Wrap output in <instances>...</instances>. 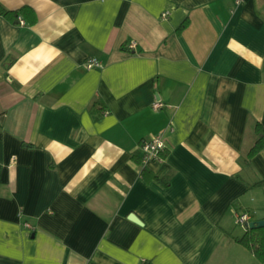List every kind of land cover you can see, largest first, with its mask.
<instances>
[{"label":"crops","instance_id":"obj_1","mask_svg":"<svg viewBox=\"0 0 264 264\" xmlns=\"http://www.w3.org/2000/svg\"><path fill=\"white\" fill-rule=\"evenodd\" d=\"M0 4L36 16H0V264H264V0Z\"/></svg>","mask_w":264,"mask_h":264},{"label":"trees","instance_id":"obj_2","mask_svg":"<svg viewBox=\"0 0 264 264\" xmlns=\"http://www.w3.org/2000/svg\"><path fill=\"white\" fill-rule=\"evenodd\" d=\"M0 16L9 21H15L19 16L23 17L29 25H32L36 21V16L33 10L29 7H21L17 10H9L0 4ZM187 25V21H184L178 28L177 32L181 31ZM97 100L91 109H94L96 105H99ZM106 113V110L103 111ZM254 131L257 136L255 142L250 147L246 154V163L255 156L258 152L264 149V128L257 122L254 126ZM166 154V153H165ZM140 163V159L138 161ZM140 176L146 181L155 179L145 167L141 166ZM256 187H264V179H261L253 184ZM235 242L241 245L245 250L252 254L257 261L264 262V226L246 228L244 233L240 237L234 238ZM142 264H151L150 262H143Z\"/></svg>","mask_w":264,"mask_h":264},{"label":"built area","instance_id":"obj_3","mask_svg":"<svg viewBox=\"0 0 264 264\" xmlns=\"http://www.w3.org/2000/svg\"><path fill=\"white\" fill-rule=\"evenodd\" d=\"M242 0H236L237 4H240ZM162 16H165V13L162 14ZM22 22V21H21ZM135 42L131 41L127 44L128 49H132L135 46ZM83 65L86 69H90L93 67H100L101 63L99 60H97L95 57H88L84 60ZM162 105L159 101H156L152 105V109H158ZM165 141H166V131L161 130L156 134L151 135L148 139H144L140 142V149H141V155H140V166L145 167L147 163L155 162L159 163L163 160V155L165 152ZM237 222L238 223H245L248 222V215L245 213L239 214L237 216ZM24 226L30 230H33V227L28 224L24 223Z\"/></svg>","mask_w":264,"mask_h":264},{"label":"water","instance_id":"obj_4","mask_svg":"<svg viewBox=\"0 0 264 264\" xmlns=\"http://www.w3.org/2000/svg\"><path fill=\"white\" fill-rule=\"evenodd\" d=\"M246 228H254V227H261L264 226V219H259L255 221H248L244 223Z\"/></svg>","mask_w":264,"mask_h":264}]
</instances>
